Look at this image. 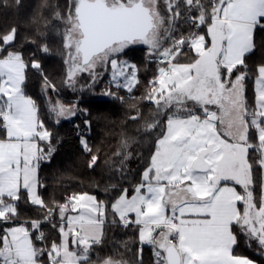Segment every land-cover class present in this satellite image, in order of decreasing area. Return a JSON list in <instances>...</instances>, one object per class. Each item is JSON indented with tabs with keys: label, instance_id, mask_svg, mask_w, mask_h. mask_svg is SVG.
I'll use <instances>...</instances> for the list:
<instances>
[{
	"label": "snow or ice",
	"instance_id": "obj_1",
	"mask_svg": "<svg viewBox=\"0 0 264 264\" xmlns=\"http://www.w3.org/2000/svg\"><path fill=\"white\" fill-rule=\"evenodd\" d=\"M66 8L55 11L61 84L81 93L75 101L63 100L45 73L43 34L39 43L24 38L36 45L30 53L17 27L0 30V264H144L145 245L155 264H255L236 249L243 242L264 255V59L250 63L264 33V0H68ZM135 46L156 63L142 99L155 106L145 130L159 135L134 194L46 199L40 166L55 149L28 94L29 73L40 74L56 123L87 117L85 91L123 100L113 89L131 94L141 83L140 64L127 58ZM105 74L111 87L96 94ZM80 143L88 167L97 166L85 136ZM128 147L122 140L115 154L121 171ZM22 204L38 215L23 216ZM109 223L135 228L134 260L127 243L104 251Z\"/></svg>",
	"mask_w": 264,
	"mask_h": 264
},
{
	"label": "trees",
	"instance_id": "obj_2",
	"mask_svg": "<svg viewBox=\"0 0 264 264\" xmlns=\"http://www.w3.org/2000/svg\"><path fill=\"white\" fill-rule=\"evenodd\" d=\"M47 4L52 7L46 6V0H19V3L17 0H0V30L10 26L17 27L21 40L30 53L36 51V45L25 41L24 38H36L39 43L40 34H43L44 42L50 49L49 53H40L39 56L45 73L60 86L63 100L75 101L81 93H73L71 89L61 84L65 68L62 55L56 52L61 47V41L55 11L66 12L68 0H47ZM180 27L183 30L187 26ZM256 39L258 46L251 57L252 64L264 59V33H259ZM128 56L140 64L141 83L131 94L124 89H113L117 96L123 97L121 100L115 97L99 98L94 93L85 91L84 100L92 101L81 105V108L89 109L87 117L78 113L75 117L64 119L59 123H56L48 112L47 97L44 94L40 74L34 71L29 73L28 94L40 105V117L52 133L51 142L55 149L51 160L42 162L40 166V177L46 186L41 191L46 199L63 202V198L72 192L86 191L97 196L99 200L109 202L121 188H127L129 195L134 194V187L140 181L142 172L154 151L159 129L145 130V121L155 118L153 115L155 106L142 99L147 81L156 72V63L145 59L144 46H135L128 52ZM107 78L108 75H104L95 86L96 94L107 88L104 83ZM248 95L250 98L253 96L251 83ZM133 116L137 118L132 119ZM86 118L90 121V127L84 124ZM81 135L87 138L94 152L99 156L98 164L93 168L88 167L90 154L81 146ZM124 139L129 140L128 158L124 161L121 171L119 162L122 157L115 154L118 150L123 151L121 142ZM257 179H259L258 174ZM21 207L25 217L33 218L38 215V209L31 205L22 204ZM124 243H127L130 249L127 258L134 260L139 248L135 228L106 224L104 251L107 252ZM37 244L39 245L40 242ZM236 252L253 259L257 264H264V255H260L254 247H247L243 242ZM142 255L144 264H155L150 246H144Z\"/></svg>",
	"mask_w": 264,
	"mask_h": 264
},
{
	"label": "rangeland",
	"instance_id": "obj_3",
	"mask_svg": "<svg viewBox=\"0 0 264 264\" xmlns=\"http://www.w3.org/2000/svg\"><path fill=\"white\" fill-rule=\"evenodd\" d=\"M161 3H163V0H161ZM58 23V22H57ZM55 52V51H54ZM56 52H59L60 53V51H56ZM63 58V57H62ZM127 58H130L129 56L127 57ZM131 59V58H130ZM106 75V74H105ZM103 78V77H102ZM101 78V79H102ZM100 79V80H101ZM87 80V78H85V79H82L81 81H80V84L81 85H83V84H85L86 82H82V81H86ZM99 80V81H100ZM99 81L96 83V85L99 83ZM104 83H105V87H107V88H109V82H108V78H107V80L106 81H104ZM95 85V86H96ZM95 91V90H94ZM70 119V118H69ZM53 120H55L56 121V119H55V117L53 116ZM62 120H64L63 118H61V120H60V122L62 121Z\"/></svg>",
	"mask_w": 264,
	"mask_h": 264
},
{
	"label": "crops",
	"instance_id": "obj_4",
	"mask_svg": "<svg viewBox=\"0 0 264 264\" xmlns=\"http://www.w3.org/2000/svg\"><path fill=\"white\" fill-rule=\"evenodd\" d=\"M90 194H92V193H90ZM94 195V194H93ZM251 259V258H250ZM253 260V259H252ZM254 261V260H253ZM255 262V261H254ZM255 264H257L256 262H255Z\"/></svg>",
	"mask_w": 264,
	"mask_h": 264
}]
</instances>
